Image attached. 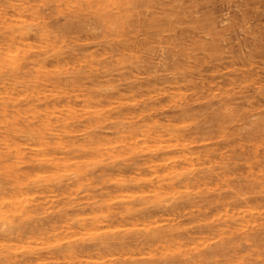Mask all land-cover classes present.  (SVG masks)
<instances>
[{"label": "clouds", "instance_id": "obj_1", "mask_svg": "<svg viewBox=\"0 0 264 264\" xmlns=\"http://www.w3.org/2000/svg\"><path fill=\"white\" fill-rule=\"evenodd\" d=\"M205 2L0 0V264H264V0Z\"/></svg>", "mask_w": 264, "mask_h": 264}, {"label": "rangeland", "instance_id": "obj_2", "mask_svg": "<svg viewBox=\"0 0 264 264\" xmlns=\"http://www.w3.org/2000/svg\"><path fill=\"white\" fill-rule=\"evenodd\" d=\"M237 2H239V0H237ZM240 6L243 7V4H241ZM205 8L207 9V11H209L210 13H214L221 19L224 18L223 14L228 11H231L234 17L238 16L235 7H232L231 9L229 8L227 0H206ZM259 21L260 23L264 24V17H260Z\"/></svg>", "mask_w": 264, "mask_h": 264}]
</instances>
